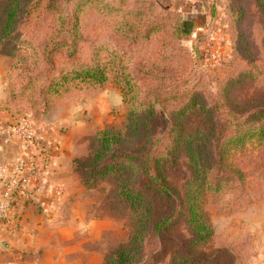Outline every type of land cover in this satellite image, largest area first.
Masks as SVG:
<instances>
[{"label":"rangeland","instance_id":"1","mask_svg":"<svg viewBox=\"0 0 264 264\" xmlns=\"http://www.w3.org/2000/svg\"><path fill=\"white\" fill-rule=\"evenodd\" d=\"M60 5L61 9L56 10L57 6L45 1L17 29L25 43L41 55L47 45L56 48L53 65L42 63L40 73L47 79L64 69L92 63L95 49L109 46L124 55L144 92L165 93L157 108L171 118L182 103L180 97L185 89L199 91L208 100L216 98L233 75L250 68L249 56L253 55L257 60L254 68L263 72L256 91L264 93V16L251 0H71ZM237 5L245 8L240 22H236L233 12ZM128 10L146 14L144 18L126 16L127 22L136 25L132 30L121 27L122 16ZM76 19L79 30L73 34L79 37L75 40L65 30ZM177 20L183 27L181 35ZM152 25H159L161 32L148 35ZM119 27L126 30L121 32ZM237 33L243 35L242 44L234 40ZM191 48L197 52L195 58ZM247 50L251 54L245 53ZM7 59L10 68L12 60ZM71 104L85 110L86 134L77 139L92 140L106 127H120L125 120L123 92L115 82L81 96L69 94L65 103L53 110L66 109ZM164 128L161 118L155 131L163 133ZM167 143L155 148L160 156L167 155ZM76 148L83 152L80 146ZM241 163L245 185L238 184L206 200L214 236L204 253L219 256L218 264H254L264 254V150L244 157ZM163 171L170 185L183 193L189 178L184 161L165 166ZM80 188L64 219L73 223V240H85L91 249L90 256L82 254L84 264H104L109 253L126 243L134 224L123 207L112 200L105 182L91 191L81 183ZM153 200L158 215L169 212L163 200L152 197ZM191 237L183 220L160 234L150 232L143 264H175L177 257L186 254L185 246Z\"/></svg>","mask_w":264,"mask_h":264},{"label":"trees","instance_id":"2","mask_svg":"<svg viewBox=\"0 0 264 264\" xmlns=\"http://www.w3.org/2000/svg\"><path fill=\"white\" fill-rule=\"evenodd\" d=\"M45 1H0V56L12 60L7 72L8 104L16 109L14 123H19L22 115L41 121L53 108L65 103L69 94L81 96L109 82L121 88L126 105L123 124L106 127L92 140L78 139L77 145L83 152L72 161L81 185L91 191L105 182L112 200L123 207L134 224L126 243L109 253L104 264H143L150 232L160 234L181 220L192 237L186 243V254L177 257L179 261L175 264H218L219 256L209 257L204 253L214 236L206 200L238 184L244 186L243 158L264 150V93L256 91L263 72L259 67L254 68L257 60L249 56L250 68L233 75L216 98L208 100L199 91L185 89L180 97L181 105L167 118L157 108L165 93L144 92L124 55L109 46L97 47L90 64L64 69L49 79L41 74L44 61L53 65L56 48L47 45L41 55L25 43L17 29ZM48 1L59 10L60 3L71 0ZM251 1L264 16V0ZM233 12L236 22H240L245 8L237 5ZM128 15L146 16L144 12L128 10L121 20V27L128 30L136 26L125 20ZM176 22L181 35V20ZM78 30L76 19L65 34L73 35L76 40L78 33L73 32ZM147 31L148 35L161 32L159 25H152ZM241 36L237 33L234 37L238 44L243 42ZM191 51L195 58L197 52L192 48ZM245 53L251 54L249 50ZM161 118L165 128L163 133H156ZM165 142H168L167 157L155 150ZM180 161L189 170L183 193L170 185L163 171L165 166L173 167ZM152 197L163 200L169 212L158 215Z\"/></svg>","mask_w":264,"mask_h":264},{"label":"crops","instance_id":"3","mask_svg":"<svg viewBox=\"0 0 264 264\" xmlns=\"http://www.w3.org/2000/svg\"><path fill=\"white\" fill-rule=\"evenodd\" d=\"M9 65L7 58H0V166L7 178L23 157L18 138L10 132L16 109L8 104ZM84 112L71 104L37 123L33 153L41 175L29 180L28 194L0 216V264H84L82 254L92 253L85 240H73V223L64 219L70 201L82 189L72 161L80 153L77 138L86 134ZM3 192L0 185V202ZM254 264H264V254Z\"/></svg>","mask_w":264,"mask_h":264},{"label":"built area","instance_id":"4","mask_svg":"<svg viewBox=\"0 0 264 264\" xmlns=\"http://www.w3.org/2000/svg\"><path fill=\"white\" fill-rule=\"evenodd\" d=\"M38 121L22 115L19 123L10 126V132L19 140L23 149V157L18 162L16 171L10 178L6 177L5 170L0 166V185L3 186V199L0 202V216H5L16 199L29 192V180L37 181L41 175V166L36 161L33 147L36 145V127Z\"/></svg>","mask_w":264,"mask_h":264}]
</instances>
